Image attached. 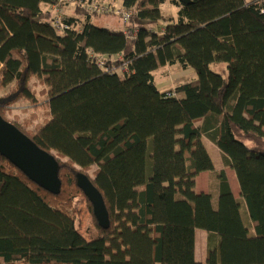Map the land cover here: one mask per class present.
I'll return each instance as SVG.
<instances>
[{
    "label": "trees",
    "instance_id": "obj_1",
    "mask_svg": "<svg viewBox=\"0 0 264 264\" xmlns=\"http://www.w3.org/2000/svg\"><path fill=\"white\" fill-rule=\"evenodd\" d=\"M165 1L120 0L137 30L129 50L122 30L97 27L79 6L59 32L42 6L60 0H0V116L38 105L39 81L46 119L14 125L57 159L61 182L51 195L0 156V264H200L196 230L209 234L205 264H264V0H170L175 19L161 15ZM87 51L126 69L108 73ZM173 65L194 78L159 92L153 73ZM203 136L234 172L253 235L223 171L215 206L195 191L214 171ZM92 167L110 226L92 214L85 237L72 204L82 197L92 213L76 186Z\"/></svg>",
    "mask_w": 264,
    "mask_h": 264
},
{
    "label": "water",
    "instance_id": "obj_2",
    "mask_svg": "<svg viewBox=\"0 0 264 264\" xmlns=\"http://www.w3.org/2000/svg\"><path fill=\"white\" fill-rule=\"evenodd\" d=\"M183 5L191 0H176ZM0 156L15 166L25 177L40 189L57 196L61 191L59 164L50 153L41 150L13 123L0 116ZM76 186L82 191L92 207V214L98 226L107 230L109 215L93 180L82 172L76 175Z\"/></svg>",
    "mask_w": 264,
    "mask_h": 264
},
{
    "label": "rangeland",
    "instance_id": "obj_3",
    "mask_svg": "<svg viewBox=\"0 0 264 264\" xmlns=\"http://www.w3.org/2000/svg\"><path fill=\"white\" fill-rule=\"evenodd\" d=\"M97 1L102 4H115L117 0H97ZM62 12L63 14H65V16L70 17L69 15L74 13V8L68 5H63ZM164 16L166 18L172 16L173 19L176 18V15L173 12L168 11L167 9H164ZM90 21L97 27L103 29L116 30V31L124 29L122 21L118 15H107V16L92 15ZM160 27L161 24H158L155 26L154 29H152V31L155 33L157 32V34H161L162 29ZM129 48L132 49L131 42H129ZM210 69L213 72L220 73L224 76L226 75V67L224 64L213 63L210 66ZM193 77L194 75L191 70L189 69L183 70L179 65L161 67L153 73V78L157 89L159 91H164V92H170L174 90L177 86L189 82L191 79H193ZM30 85H31V89L34 91L36 95V100L38 105L32 106L30 103L25 101L16 102L6 112L5 120L13 124L17 123L18 125L22 126L24 124V121L29 119L30 116L36 117V119L33 121V125L37 123H41L46 119V112L42 107V104L44 102V96L42 95V91L44 90V87L36 79H31ZM0 95H2V92H0ZM95 170L96 167H92L91 171L87 173V175L91 179L93 177L92 174ZM214 204L216 205L215 201H213V205ZM72 209L76 211L78 216V221L80 226L79 233L82 236L86 237V230L92 227V213L90 212V209L87 206L86 200L82 197H77L73 201Z\"/></svg>",
    "mask_w": 264,
    "mask_h": 264
},
{
    "label": "crops",
    "instance_id": "obj_4",
    "mask_svg": "<svg viewBox=\"0 0 264 264\" xmlns=\"http://www.w3.org/2000/svg\"><path fill=\"white\" fill-rule=\"evenodd\" d=\"M169 1L170 0H166L160 9L161 15L164 18H166L164 16V9H167L168 11L173 12L175 15H176L177 10H178ZM247 1H250V0H247ZM42 10L52 12V7L43 5ZM69 16H73V13ZM172 17H169V18H172ZM79 20L83 21V17H79ZM160 24H162V22ZM117 31H119V30H117ZM129 50H131V49L129 48ZM121 57H122L121 55L118 56L119 59H121ZM193 75H194V73H193ZM159 92H164V91H159ZM193 123H194L195 127L200 129L204 123V119H197ZM201 142H202L203 146L205 147V149H206V151H207V153H208V155L212 161L214 171L213 172H203V173H200L196 177V179H195V191L199 194L200 193L209 194L211 196L212 203H213V201L217 202L218 187H219V181H218L217 175L220 171H223L225 173V176L227 178L229 187L231 189V192H232L234 198L237 201H239L241 204L240 211H241V217L243 219V222L247 226V228L249 229L250 235H253V225H252L251 221L249 220L244 202L240 197L239 185H238V182H237V179H236L234 172L230 168L224 166L221 154L219 153L218 149L213 145V143H211L204 136L201 138ZM214 206H215V204H214ZM243 212H244V214H243ZM208 238H209V234L206 233L205 231H202V230H196L195 231V260H196V262H198L200 264H205V262H206Z\"/></svg>",
    "mask_w": 264,
    "mask_h": 264
},
{
    "label": "built area",
    "instance_id": "obj_5",
    "mask_svg": "<svg viewBox=\"0 0 264 264\" xmlns=\"http://www.w3.org/2000/svg\"><path fill=\"white\" fill-rule=\"evenodd\" d=\"M97 0H90V1H82V0H60L59 4L54 5L52 7V21L53 26L59 32H64L70 29L69 25L65 21V14L62 12V6L68 5L73 8L79 6L80 8L101 16L107 15H118L122 21L124 26L123 34L128 42H132L136 38L137 30H133L130 27V20L133 15L131 10L124 9L121 6L119 0L116 1L115 4H102L99 3ZM261 13L264 14V9L261 10ZM88 52V59L95 63L100 69L108 72V73H121L126 69V64H123L119 69H115L112 67H107L104 63L103 57H98L92 53V51Z\"/></svg>",
    "mask_w": 264,
    "mask_h": 264
}]
</instances>
